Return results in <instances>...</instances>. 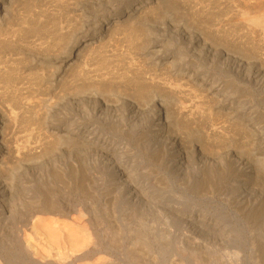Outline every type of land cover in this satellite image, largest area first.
<instances>
[{
  "label": "bare ground",
  "instance_id": "6f19581e",
  "mask_svg": "<svg viewBox=\"0 0 264 264\" xmlns=\"http://www.w3.org/2000/svg\"><path fill=\"white\" fill-rule=\"evenodd\" d=\"M143 17L167 18L168 30L185 27L197 33L198 37L182 39L193 50L186 58L195 63L192 75L181 73L175 60H165L161 69L148 67L159 53L155 47L143 53L148 47ZM220 17L237 26L224 23L229 29L223 28ZM263 19L264 0H0V101L11 104V113L0 114V264H204L199 213H126L136 210L134 199L146 206L154 203V196L145 199L148 189L140 186L138 173L132 170L137 164L126 159L127 151L75 139L74 127L61 135L31 132L17 138L13 124L19 122L23 131L36 122L45 126L43 117H34L35 106L29 107L33 100L45 103L48 110L58 94L57 99L85 95L96 102L92 116L108 120L114 114L112 121L126 118L132 127L133 122L158 120L163 135L168 134L183 115V100L198 97L202 85L213 89L211 76L219 59L239 70L249 59H258L249 45L251 31L244 32L242 26L251 21L258 27ZM56 89L59 93L54 94ZM34 140L41 149L32 146ZM100 174L110 197L97 195V189L102 190L99 180L104 179ZM159 184L164 189V183ZM119 190L131 193L130 209H125L128 202L121 204V194V199L112 197ZM102 208L105 213H100ZM248 222L253 229L255 213L249 214ZM258 222L262 231L255 230L258 235L249 251L253 262L257 258L264 264V213Z\"/></svg>",
  "mask_w": 264,
  "mask_h": 264
},
{
  "label": "rangeland",
  "instance_id": "374dc122",
  "mask_svg": "<svg viewBox=\"0 0 264 264\" xmlns=\"http://www.w3.org/2000/svg\"><path fill=\"white\" fill-rule=\"evenodd\" d=\"M148 18H142V24L147 32L148 38L146 39L148 41V47L143 53H147L148 50H150L152 47H155L157 54L159 53V56L156 59L157 61H150L149 64L147 63L148 67L150 66L149 68L156 67L161 69V67L166 64V61L175 60V62L178 64V69L182 70L181 73H186L187 77L189 75H192L194 69V66L192 65H194L195 63H188V59L186 58L193 50H189L188 43L182 39L189 35L198 37L197 33H193V31L185 27H181L180 29H178L179 31L176 28L177 32L176 30H168V26H165L166 23H168V20H166L167 18L159 17L155 19V21L150 17ZM220 18L222 21L221 24H223V28L229 24L231 25V27L233 25L235 27L237 26L235 25V23H232V25L231 23H227L228 21H223L229 18ZM240 22L242 21H239L238 25L243 24V22ZM224 23L227 25H224ZM251 23L253 22L249 21V23L243 24L242 29L244 30V32H247L250 29L248 31H251V34L249 36L251 39V43L249 45L254 47V51H257L258 59L255 60L253 58L252 61L251 59H249L247 66L242 65L243 68L241 70L227 65L225 66V64L222 65V60L219 59V63H217V67L213 71V75L211 76V78L214 77V81L212 83L213 89H209V87H207L208 85H202V87H198V89H200L197 92L198 97H192L191 100L190 98L183 100L184 105H180V108L182 107L181 110L183 111V115L180 116L179 119H177V121L175 122L176 125L168 134L163 135V127L161 122L158 120L155 121V123L150 121L147 124L146 122L143 124V120L142 122H133L135 126L133 125L132 127V125L130 124L131 122H129V120L126 118H121L122 120H126L125 122H122V120L120 121V117L116 118L118 119L116 120V122L112 121V119H114V114L110 115L111 117L107 118L108 120L100 118L99 116H92L91 110L94 109L93 107H95L96 102L94 100L85 99V95L74 97H71L69 95H65V97L64 95H61V97H58L57 99V96H59L58 94L53 98L54 100L52 99L53 107H51V109L48 108V110L45 108L46 104L39 100H33L31 101V103H28L29 107L35 106L34 108L38 110H34L33 115L34 117L39 116L40 119L43 117L42 122L45 123V126L43 127L41 124L36 122L37 125L36 123H34L35 125H31V129L29 128L28 131L27 129L23 131L20 128L21 125L19 124V122L15 121V123H17H14L15 125L13 124V126H15V132L16 129L18 131L16 137L21 138L22 136H25L27 134L29 135L31 132H33L34 134L41 132L40 134H47L48 136L61 135L62 133L65 134L67 129L72 130L71 127H74L75 131L72 133L78 134L74 136L76 137L75 139L82 141V139L84 138L91 143L96 141L95 143L101 145L103 144V146L105 147H115L116 149L118 148L119 150L127 151L128 156L126 157V159L135 162L134 165L137 164V166L132 170L136 169V173H138L137 177L140 181V186H145L148 189L146 192L147 197H145V199H147L148 197V199H151L153 198L152 196H154V203L150 206H146L145 201H142V203H140L141 199H134V203H138L137 208H135L136 210L132 209L127 211L126 213H199L200 232L202 237V253L206 257L205 259V257L203 256L204 260H206L204 261V264H259L258 261H256L257 258L254 259V262L251 260V253L249 250L251 249L250 244H252V241L258 235H256V231H262L260 223L258 222V215L260 213H264V173H262L264 172V42H262L264 41V21L263 23L261 22V25L258 27L256 26V24L254 25ZM171 24H173L172 26H175L174 23ZM225 29H229V26H227V28ZM152 32L155 34H153ZM161 34L164 35L162 36ZM154 36L157 38H155ZM159 38H161V40ZM151 40H153L154 42ZM171 42H173L174 44ZM125 46L126 45H124V47ZM122 47H120V49L124 50V48ZM231 55L232 54H230V56ZM231 57L232 60L235 61V59L233 58L236 56L232 55ZM202 63L204 62L202 61ZM153 64L156 66L154 67ZM219 67L222 69H220ZM246 68H251V70L248 69V72H246ZM178 77L180 79L182 78L180 76ZM180 83L182 85H185L186 80H182ZM186 86L187 90L185 92L188 93L190 90V86ZM196 88H193V90H195ZM57 90L58 89L55 90L54 94L59 93V91ZM82 97L83 99H81ZM206 97L208 98L207 102L209 101L210 104L209 102H206ZM196 99L199 100L197 101L198 103L195 102ZM210 99L213 101H210ZM1 102L2 101H0V103ZM87 102L89 103V105H87ZM204 103L205 106L203 105ZM8 104H6L5 102H2V104H0L1 115L11 113V106H9ZM174 104H176V102ZM207 104L210 106H208ZM208 107L213 108H209L211 109L209 110ZM86 108L89 111L86 110ZM80 110L81 112L84 110L82 114H79ZM207 110L211 112H208ZM213 110L214 112H212ZM89 116H91L92 118ZM194 118L196 120H194ZM79 119L81 122L79 121ZM0 120H2V118ZM190 120H192V123ZM203 120L204 122H202ZM4 121L5 119H3V122ZM3 122H1V124ZM112 123H114V125ZM236 123H238L239 125ZM235 124L238 126H236ZM119 125L120 127H118ZM200 126L203 128H201ZM190 127L192 131L188 129ZM199 127L201 129H199ZM180 128H182V130ZM179 129L181 131H179ZM195 129H198V131H196ZM202 130L206 132H202ZM101 134L102 136H100ZM206 134L207 136L209 134L208 138L206 137ZM216 135H218L219 137ZM200 136L201 139H204L203 141L199 139ZM254 136L256 137V139ZM210 139L211 141L208 142V140ZM36 141L37 140H34V142L32 141V146H38L39 148L40 143L38 144V141ZM245 142L249 143L246 144ZM203 143L208 146H205ZM243 144H245V146ZM198 147H200L201 149ZM244 147H246L245 151H243ZM249 147L250 149L246 150ZM41 148L42 147H40L39 149ZM63 150L64 149H62V151ZM238 150L240 151L238 152ZM62 151L60 148L59 153H62ZM237 158H240V160ZM257 158H259V162L257 161ZM254 160H256L258 163ZM43 163L46 164V161H44ZM261 164L262 166H260ZM238 165L240 166L238 167ZM19 171L22 172L25 170L22 169ZM92 172H94V170H92ZM28 173L33 174L30 171H28ZM100 175L101 177H104V179H100L101 181L99 180L102 190L100 188V190L97 189V195L98 197H101V195L105 193L106 195L103 196L104 198H107V196L110 197L108 195L109 190L106 187L107 182L105 183V176L103 174ZM250 181H253V183H251ZM102 182H104V184ZM160 182L164 183V189L160 187ZM259 188H261L262 191ZM120 194L123 200L120 198ZM127 194L123 190H119V193L115 191L112 194L113 196H111L113 198H117L118 196L117 199H121V204H125L126 202L129 203V201H131V193ZM61 195L62 198H65V200L69 198L63 194ZM128 205L129 206L125 209H130L129 207L131 204L129 203ZM103 209L104 208H102V211H100V213H105ZM96 213H99V211H97ZM106 213L112 212L106 211ZM250 213H255L257 217V224L253 226V229L255 228V226L258 227L254 230L250 228V226H248V216ZM253 249L255 248L252 247V250Z\"/></svg>",
  "mask_w": 264,
  "mask_h": 264
}]
</instances>
